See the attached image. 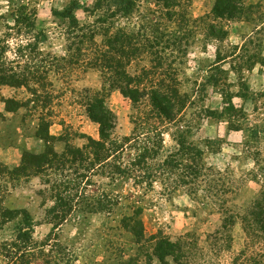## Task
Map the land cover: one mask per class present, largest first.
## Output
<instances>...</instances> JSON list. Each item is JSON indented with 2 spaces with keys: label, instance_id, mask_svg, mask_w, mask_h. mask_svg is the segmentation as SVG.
<instances>
[{
  "label": "rangeland",
  "instance_id": "374dc122",
  "mask_svg": "<svg viewBox=\"0 0 264 264\" xmlns=\"http://www.w3.org/2000/svg\"><path fill=\"white\" fill-rule=\"evenodd\" d=\"M72 1L81 6L73 11L79 24H92L98 15L91 11L94 0H0V46H7L4 56L8 61L19 62L18 65L13 63L18 71L44 66V62L39 61L47 60L49 55L69 58L72 54L66 34L69 20L55 13L63 11ZM178 1L176 18L180 15L183 18L169 22L170 29L176 30L177 45L165 49L163 56L167 58L165 66L175 70V75L168 77L176 79L186 105L178 116L180 123L163 122L158 126L162 135L161 147L154 150L156 162L175 151L174 137L182 125L191 127L188 140L221 138L224 142L221 151L208 153L205 162L230 175L233 191L226 207L242 213L256 194L264 190V0H244L243 18L237 20L215 18L212 15L215 0ZM20 6L35 15L32 34L12 28V13ZM85 6L90 11H85ZM148 7L155 9L154 4L142 3L140 10L146 11ZM118 22V26L136 27L139 19L134 16L130 24L126 19ZM40 31L45 40L41 39L39 49L31 55L37 57L31 61L28 46L34 44L33 34ZM101 38L98 35L96 40L99 42ZM19 48H24L26 55L20 59L17 57ZM218 54L225 57V61L210 68ZM45 66L49 67L45 81H30L29 88L0 86V264H146L148 254H152L153 264H161L153 255L155 243L149 240L153 234L172 242H184L190 249L195 240L202 250L197 256L200 264H231L240 250L249 261L250 255L264 250L260 245L248 244L237 223L229 231L233 241L221 252L212 254L208 239L221 228L223 212L210 200H196L187 186L174 189L178 170L165 173L151 186H138L133 181L113 183L103 175H92L91 185L81 191L86 195L102 191L118 195L119 203L110 205L111 214L95 204L87 207L84 201L77 204L62 224H56L53 215L63 207L58 197L76 194L78 174L82 170L76 172L77 166L67 164L65 170H30L15 176L13 169L20 165L23 148L34 154L42 152L44 143L34 135L40 116L51 122L49 133L56 137L52 145L59 154L67 146L82 147L89 138L98 139V125L89 119L86 102L89 91H100L108 86L103 84L97 69L65 62ZM136 69L135 65L130 68L131 71ZM105 92L107 106L117 117L113 138L121 140L132 135L133 119L145 121L150 106L147 103L135 105L117 89ZM228 98L235 108L243 111L244 120L239 119L242 127L257 126L263 130L257 141L247 143L245 133L231 130L225 117H211L210 111L224 110ZM5 99L24 106L8 111ZM151 123L149 121L143 129L138 127L139 141ZM154 134L155 131L148 133L150 146L152 143L157 146L159 141L157 137L153 139ZM137 208L140 215L121 222ZM138 220L143 236L136 238L132 229L140 228L134 225ZM26 221L30 222L29 230L23 225ZM23 227L28 232L26 238L19 236ZM26 239L30 242L26 243ZM166 260L171 262L169 257Z\"/></svg>",
  "mask_w": 264,
  "mask_h": 264
},
{
  "label": "trees",
  "instance_id": "16d2710c",
  "mask_svg": "<svg viewBox=\"0 0 264 264\" xmlns=\"http://www.w3.org/2000/svg\"><path fill=\"white\" fill-rule=\"evenodd\" d=\"M142 3L154 4L155 9L148 7L146 11H141ZM178 6V0H94L91 11L97 12L98 15L89 25H80L74 17L73 11L81 7L76 1H72L63 11L55 13L69 20L66 34L69 41L68 49L72 54L68 59L49 55L47 60L43 58L39 62H44L45 65H51L54 62L55 66L59 62H65L75 67L97 69L101 72L103 84L108 87L100 91H89L86 102L89 119L98 125L99 138H89L88 143L82 147L67 146L64 152L59 154L52 145L56 137L49 133L51 122L40 116L38 119L40 125L34 135L44 143V148L37 154L25 151L23 148L20 165L17 169H13L12 173L19 176L30 170L43 172L48 169L65 170L67 164L71 167L77 166L76 172L82 170L78 174L80 180L76 186V194L58 197V203L63 207L59 211L56 210L53 218L56 224H62L79 202L85 201L87 207H93L95 204L107 214L112 212L110 205L119 203V196L110 195L109 192L102 191L99 194L89 193L87 195L82 193L81 190L85 186L91 185L92 175H103L113 183L133 181L138 186H151L165 173L178 170L179 176L174 189L177 186L178 188L187 186L196 200H210L213 206H217L219 211L223 212L224 219L221 228L210 235V240L208 239V242L211 241L208 245L213 247L212 254L221 252L233 241L229 231L237 223L248 244L260 245L264 249V190L256 194L242 213L227 209L228 196L233 191L231 177L227 171H221L205 162L208 153L216 154L221 151L224 143L221 138H205L202 141L188 140L191 127L182 125L177 128L174 137L175 151L166 155L161 162H156L157 154L154 150L161 147L159 142H161L162 135L158 126L163 122H178V116L186 105V100L177 87L176 79L168 77L170 74L174 76L175 70L171 71V67L165 66L164 62L167 58L163 56L165 49L174 48L177 45L176 30L170 29L169 22L182 20V15L176 18ZM87 8V6L84 7L85 11H90ZM243 8L244 0H215L212 15L221 20H237L243 18ZM34 16L33 12H26L25 6L17 7L12 13L14 26L12 28L19 32L25 31L32 34L35 29ZM134 16L139 19L136 27L132 23V26H118L120 19H126L130 24ZM98 35L102 37L99 42L96 40ZM32 39L34 44L28 46L30 57L39 49L38 45L42 42L41 39L45 40V35L43 31H40L38 34H33ZM6 49L5 44L0 46V86L29 88L30 81L46 80L49 67L44 65L46 68L44 71L42 64L31 67L32 70L26 67L24 71H18L13 63L18 65L19 62L8 61L4 56ZM23 51L24 48L18 49L19 59L26 56ZM37 55L39 56L40 53ZM34 57L30 58L31 61ZM216 59L217 61L210 68L218 67L225 61V57L219 54ZM146 60L147 64L144 63ZM132 65H135L137 69L131 71ZM110 89L119 90L135 105L147 103L150 106V111L145 113L146 120L133 119L135 123L133 134L124 136L121 140L113 138L117 117L106 103L107 92L105 91ZM46 94V98L49 99V93ZM5 103L8 111H16L24 106L23 103L11 99H5ZM242 113V109L234 107L231 98L227 99L224 110L209 112L211 117L215 116L220 119L225 117L228 124H231V130L243 131L247 143L257 141L260 131L263 130L257 126L242 127L239 123V119L244 120ZM149 121L152 123L148 124L147 132L142 133L146 135L139 141L136 135L138 127L145 128ZM149 131L156 132L152 137L159 139L157 146L154 143L149 145ZM242 150L244 151L245 147ZM78 192L79 195H77ZM140 213L139 208L134 209L132 214L124 217L121 222L132 220ZM23 225L29 230V221L24 222ZM134 225H140V228L132 229L135 237H142L143 227L139 220L135 221ZM25 227L19 233L22 238H26L25 235L28 234ZM149 240L154 241L153 255L158 257L161 264H200L197 262V256L202 250L195 240L191 243V249L185 247L184 242H172L160 234L151 235ZM25 241L30 242L27 239ZM14 248L17 247L14 246ZM167 257L171 259V262L166 260ZM248 259L249 261L243 250H240L233 257L231 264H264V250H258ZM146 264H153L152 254L147 255Z\"/></svg>",
  "mask_w": 264,
  "mask_h": 264
}]
</instances>
